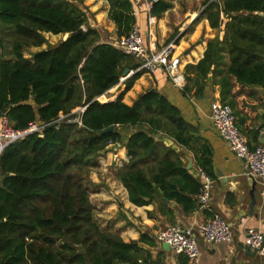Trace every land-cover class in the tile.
I'll return each mask as SVG.
<instances>
[{"label": "trees", "instance_id": "trees-1", "mask_svg": "<svg viewBox=\"0 0 264 264\" xmlns=\"http://www.w3.org/2000/svg\"><path fill=\"white\" fill-rule=\"evenodd\" d=\"M105 1L116 37L126 36L134 25L130 1ZM74 2L0 0V121L14 131L43 127L0 153V264H164L162 255L154 259L141 248L154 246L151 238L141 234L125 242L98 220L90 196L100 187L91 180L99 153L121 141L118 128L145 127L127 139L128 163L115 180L132 205L156 201L169 219L173 214L164 200L192 214L200 207L201 185L180 155L154 135L193 152L203 174H211L195 153L194 129L164 96L148 90L130 106L123 102L141 72L124 81L113 101L96 100L119 83L125 69L136 70L140 63L101 42ZM204 5L195 21L205 18L217 35L207 42L203 58L186 67L193 78L187 77L183 92L192 86L200 91L210 72L224 73L218 82L221 96L229 91L230 78L264 91V0H206ZM169 7L159 0L150 15L159 18ZM81 27V34L57 45L45 38ZM80 107H85L82 114L73 113ZM111 127L112 132L101 133Z\"/></svg>", "mask_w": 264, "mask_h": 264}, {"label": "crops", "instance_id": "crops-1", "mask_svg": "<svg viewBox=\"0 0 264 264\" xmlns=\"http://www.w3.org/2000/svg\"><path fill=\"white\" fill-rule=\"evenodd\" d=\"M129 1L134 17L133 26L140 30L148 52H159L171 46V56L179 60L178 73L183 76L184 82L181 88L175 86L162 67L156 68L153 72L137 71L141 74L125 94L123 102L130 106L140 94L148 90L157 91L164 96L194 129L197 141L194 143L195 153L197 158L207 163L206 168L211 176L206 175L209 178L207 205L205 208L200 206L192 214L184 215L174 202H165L172 211V219L161 214L156 201L142 207L132 205L125 189L115 180V175L128 163L124 145L129 136L138 131L146 132L147 129L140 125L118 128L121 141L108 145L99 153V168L94 170L107 173L114 181L93 180L100 186L95 189L92 196H101L96 197L99 200L96 201L97 204H100L94 206L103 213L102 223L112 228L116 227L115 231L125 242L137 241L141 234L148 236L155 245L141 244V248L148 251L154 259L162 255L164 264H264V260L258 254L244 245L248 229L255 228L264 234V186L248 173L245 164L236 158L228 144L214 129L210 119L211 104L215 102L226 104L232 108L236 124L249 146L251 148L264 146V91L262 93L261 89L243 88L234 78H230L231 87L225 96H221L218 82L224 77V73L210 72L206 84L200 91L192 86L190 92L184 93L187 77L193 78V74H190L191 71H187L186 67L195 66L203 58L207 42L217 35L205 18L195 21L204 10L206 0H164L170 7L159 18L151 16V7L149 9L146 6L148 2L156 3L154 0ZM84 3L94 17L93 21L88 18L89 26L99 34L100 31L106 30L108 32L106 41L101 42L114 46L118 38L114 24L108 19L107 2L86 0ZM149 18H153L152 23L149 22ZM48 36L56 38L60 35L46 34L45 38ZM222 36L223 33L218 32L219 40ZM108 39L112 41L108 42ZM45 47L46 45H43L41 48L31 49L29 54ZM133 63L136 64V61ZM226 69L227 67H220L218 71ZM136 70L129 72L136 73ZM123 88L124 82L109 90L106 94H110L106 96L107 102L113 101ZM2 122L0 121V129ZM154 139H159L164 146L178 153L185 169L201 187L204 186L206 182L202 178V171L193 152L185 150L166 136L158 134L157 138L154 135ZM110 191H115L116 195L109 194ZM213 216H218L228 223L231 240L228 243H204L195 261H189L184 255L176 256L165 244L155 240L158 232L172 225L189 229L197 235L198 225Z\"/></svg>", "mask_w": 264, "mask_h": 264}, {"label": "built area", "instance_id": "built-area-1", "mask_svg": "<svg viewBox=\"0 0 264 264\" xmlns=\"http://www.w3.org/2000/svg\"><path fill=\"white\" fill-rule=\"evenodd\" d=\"M154 0L153 2H157ZM152 2L146 4L150 9ZM153 18H149L152 23ZM83 28V27H82ZM84 30V28H83ZM114 47L122 53L135 58L140 65L137 71L153 72L156 68L162 67L169 74L175 86L181 88L184 82L183 76L178 73L179 60L172 58L171 46L159 52L149 53L145 45L140 30L133 26L131 31L116 42ZM134 71H130L126 77H121L119 83L128 79ZM101 102L107 101L106 94L96 99ZM210 119L214 129L220 137L228 144L230 150L236 158L241 160L247 167L248 173L260 181L264 186V146L258 145L251 148L245 136L240 132L232 108L226 104H211ZM85 107L77 108L73 113L82 114ZM64 119L60 116V120ZM77 119L73 121L76 122ZM0 129V153L10 144L23 139L24 137L41 132L43 127L30 124L26 130L14 131L7 127L5 120H2ZM203 180L207 183L201 187L200 194L197 196L201 207H206L208 199L209 178L201 173ZM156 242L169 246L170 250L176 255H184L189 261H195L200 254L199 242L203 244L228 243L231 240L230 226L218 216L201 223L197 227V235L189 229H183L178 225L166 227L155 236ZM244 245L251 251L258 254L264 260V234L255 228L246 231Z\"/></svg>", "mask_w": 264, "mask_h": 264}, {"label": "rangeland", "instance_id": "rangeland-1", "mask_svg": "<svg viewBox=\"0 0 264 264\" xmlns=\"http://www.w3.org/2000/svg\"><path fill=\"white\" fill-rule=\"evenodd\" d=\"M86 0H75V2H74V4L75 5H77L85 14H86V16L90 19V20H94V17H93V15H92V13H91V10L90 9H88L86 6H85V2ZM89 1V0H88ZM106 32V33H105ZM106 34H108V32L106 31V30H104V32H101L100 31V39H101V41H106L105 40V37H106ZM45 36H46V34H45ZM47 38V42H48V45H51V46H53V45H57L59 42H61L62 40H63V36H59V37H51V36H48V37H46ZM108 42L109 41H112V40H107ZM46 48V47H45ZM44 48V49H45ZM108 95H110V94H108ZM108 95H106V96H108ZM103 100H101V103H104V102H107V101H103ZM109 101V100H108ZM99 168V167H98ZM96 170V169H95ZM104 176H106V178H102V177H104ZM91 180L93 181V180H104L105 182H107V181H111V182H114L113 181V178H112V176H109L107 173H104L103 171H97V172H95L94 170L92 171V174H91ZM93 183H95L94 181H93ZM92 192H95V188H92ZM113 192V193H112ZM114 194V195H116V192L115 191H110L109 192V194ZM94 193H92V195H93ZM118 194V193H117ZM90 196V199H91V202H92V204L93 205H99L100 203H98L97 204V202L96 201H99V200H97L96 199V197H101V196ZM105 195V194H104ZM117 196H119V194L117 195ZM102 197H104L103 195H102ZM95 207V206H94ZM96 208V216H97V218H98V220H100L101 222H103V213L101 212V210L99 211L98 210V208L97 207H95ZM108 221H111V219H108ZM112 228V227H111ZM113 230H116V227H113L112 228ZM156 240V239H155Z\"/></svg>", "mask_w": 264, "mask_h": 264}, {"label": "water", "instance_id": "water-1", "mask_svg": "<svg viewBox=\"0 0 264 264\" xmlns=\"http://www.w3.org/2000/svg\"><path fill=\"white\" fill-rule=\"evenodd\" d=\"M214 1H216V0H214ZM83 31H84V30H83V28L81 27V28L78 29L76 32L67 33V34H65V35L63 36V40H62V41H65V40H67V39H70V38H72V37H75V36L81 34ZM128 74H129V70H128V69H125V70L123 71V73H122V77H126ZM260 92L263 93V90H260ZM113 130H114V127H111V128H109V129H106V130L102 131L101 133H110V132H112ZM157 137H158V134H155V138H157ZM188 168H189V166H188ZM164 202H167V200H164ZM199 246H200V247H203V243H202V242H199ZM166 247L168 248V250H170L169 246L166 245Z\"/></svg>", "mask_w": 264, "mask_h": 264}]
</instances>
